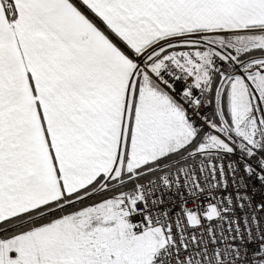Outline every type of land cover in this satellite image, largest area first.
I'll return each instance as SVG.
<instances>
[{
    "label": "snow or ice",
    "instance_id": "snow-or-ice-1",
    "mask_svg": "<svg viewBox=\"0 0 264 264\" xmlns=\"http://www.w3.org/2000/svg\"><path fill=\"white\" fill-rule=\"evenodd\" d=\"M0 264H264V0H0Z\"/></svg>",
    "mask_w": 264,
    "mask_h": 264
}]
</instances>
